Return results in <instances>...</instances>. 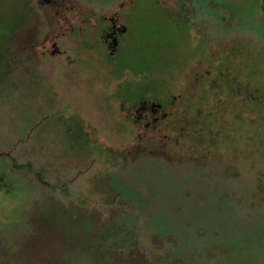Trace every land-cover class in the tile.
<instances>
[{
  "label": "rangeland",
  "instance_id": "374dc122",
  "mask_svg": "<svg viewBox=\"0 0 264 264\" xmlns=\"http://www.w3.org/2000/svg\"><path fill=\"white\" fill-rule=\"evenodd\" d=\"M0 264H264V0H0Z\"/></svg>",
  "mask_w": 264,
  "mask_h": 264
},
{
  "label": "flooded vegetation",
  "instance_id": "af4514ba",
  "mask_svg": "<svg viewBox=\"0 0 264 264\" xmlns=\"http://www.w3.org/2000/svg\"><path fill=\"white\" fill-rule=\"evenodd\" d=\"M115 20L116 19H112V18L109 19V24H110L109 32L105 34V39L109 40V42L107 43V47H113L112 44L116 42L115 40L116 34L121 33L123 31L122 27L118 28L115 26ZM146 112L149 114L151 123L156 122L158 118H161L164 116V113L160 111L159 104L148 102V101H139L137 102V105L135 106L133 110L135 121H138L140 119L143 120L145 118L144 114ZM157 113H159V117L156 115ZM144 125L147 127L149 123L147 122Z\"/></svg>",
  "mask_w": 264,
  "mask_h": 264
},
{
  "label": "water",
  "instance_id": "95a60500",
  "mask_svg": "<svg viewBox=\"0 0 264 264\" xmlns=\"http://www.w3.org/2000/svg\"><path fill=\"white\" fill-rule=\"evenodd\" d=\"M115 45V43H113V46Z\"/></svg>",
  "mask_w": 264,
  "mask_h": 264
}]
</instances>
